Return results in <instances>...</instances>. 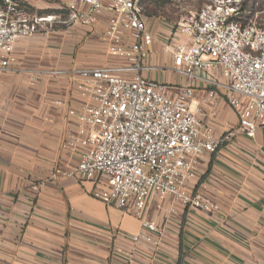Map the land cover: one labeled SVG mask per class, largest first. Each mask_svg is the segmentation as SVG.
Wrapping results in <instances>:
<instances>
[{
    "label": "crops",
    "instance_id": "1",
    "mask_svg": "<svg viewBox=\"0 0 264 264\" xmlns=\"http://www.w3.org/2000/svg\"><path fill=\"white\" fill-rule=\"evenodd\" d=\"M14 1L32 17H59L58 0ZM143 17L153 41L140 75L174 93L186 78L163 49L167 22ZM56 26L17 42L15 64L0 71V264H264V127L201 156L192 192L217 210L152 196L145 216L163 231L162 243L135 246L139 218L93 199V182L67 175L78 156L62 148L76 125L68 109L81 102L73 72L104 67L105 42L96 28L75 25L68 35H53ZM197 76L196 101L211 86ZM217 95L216 115L205 109L201 117L219 137L237 118L223 92Z\"/></svg>",
    "mask_w": 264,
    "mask_h": 264
},
{
    "label": "built area",
    "instance_id": "2",
    "mask_svg": "<svg viewBox=\"0 0 264 264\" xmlns=\"http://www.w3.org/2000/svg\"><path fill=\"white\" fill-rule=\"evenodd\" d=\"M144 1L58 0L67 15L60 20L32 17L14 0H0V71L15 64L17 42L52 25L99 31L108 64L79 69L71 77L81 102L68 109L76 125L66 132L62 148L78 160L67 175L93 182V199L132 210L141 226L132 243L158 249L163 231L145 216L150 197L169 198L193 210H217L192 192L201 156L215 153L238 134L252 138L264 127V24L244 17V0H211L171 27L163 49L173 69L186 78L172 93L169 86L140 75L153 41L143 17ZM199 74L211 86L196 101ZM218 90L237 125L216 137L201 116L205 109L216 115Z\"/></svg>",
    "mask_w": 264,
    "mask_h": 264
},
{
    "label": "rangeland",
    "instance_id": "3",
    "mask_svg": "<svg viewBox=\"0 0 264 264\" xmlns=\"http://www.w3.org/2000/svg\"><path fill=\"white\" fill-rule=\"evenodd\" d=\"M211 0H146L142 3V11L147 16H155L157 18L164 19L167 22L168 34L170 33V28L176 24H180L187 20L189 17L194 15L204 4L209 3ZM255 1L254 6V16L253 18L257 19V23L260 25L264 24V0H253ZM54 11H57V14L60 17V20H65L67 15L62 11L60 4L57 2L54 6ZM149 23V22H148ZM58 26V27H57ZM54 27L55 33L53 35H58L62 32L65 35L69 34V31L73 26L67 25H57ZM168 34H163L164 38ZM46 35V34H45ZM44 35V36H45ZM52 38V37H51ZM50 38V39H51ZM44 39V38H43ZM109 62L108 56L105 53V64Z\"/></svg>",
    "mask_w": 264,
    "mask_h": 264
},
{
    "label": "trees",
    "instance_id": "4",
    "mask_svg": "<svg viewBox=\"0 0 264 264\" xmlns=\"http://www.w3.org/2000/svg\"><path fill=\"white\" fill-rule=\"evenodd\" d=\"M154 1V0H153ZM155 1H159V0H155ZM254 6H255V1L253 0H244L243 3H242V11L244 13V17L247 19V20H252L254 19L253 16H254ZM144 14V13H143ZM145 15V14H144ZM255 20L257 22V19L255 17Z\"/></svg>",
    "mask_w": 264,
    "mask_h": 264
}]
</instances>
